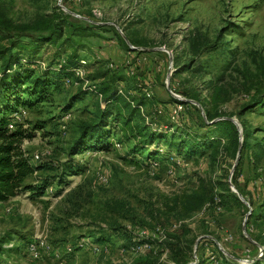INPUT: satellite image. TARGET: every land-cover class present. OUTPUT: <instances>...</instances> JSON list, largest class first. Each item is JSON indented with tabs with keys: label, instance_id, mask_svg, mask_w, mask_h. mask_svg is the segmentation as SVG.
Here are the masks:
<instances>
[{
	"label": "rangeland",
	"instance_id": "obj_1",
	"mask_svg": "<svg viewBox=\"0 0 264 264\" xmlns=\"http://www.w3.org/2000/svg\"><path fill=\"white\" fill-rule=\"evenodd\" d=\"M13 45L54 84L12 113L41 169L0 203V264H264V0H0ZM113 91L165 136L75 148Z\"/></svg>",
	"mask_w": 264,
	"mask_h": 264
},
{
	"label": "trees",
	"instance_id": "obj_2",
	"mask_svg": "<svg viewBox=\"0 0 264 264\" xmlns=\"http://www.w3.org/2000/svg\"><path fill=\"white\" fill-rule=\"evenodd\" d=\"M7 50V57L6 53H3L2 50L0 51V53H3L0 56V203L9 201L22 190L28 188L26 186L27 179L41 169L40 166L32 163L31 158L24 149L25 141L32 138L33 135H30L29 130L24 128L23 125H17L16 128L10 129L12 113L18 105H23L27 101L25 97L22 99L21 95H27L28 99L32 102H34L33 100L42 101L48 97L46 96L48 90L54 84L51 80L47 79L49 76L46 75L45 69L41 73L42 76L36 77L32 62L23 63V61H15L12 55V52L15 50L14 45ZM57 66V70L60 74H63L69 65L59 63ZM24 79L34 80L33 88L31 87L32 89H28L25 93L21 90ZM105 95L106 106H98L97 111L93 113L97 118H94L90 124H85L82 127L81 135L75 142V148H79L80 146L92 149L104 148L108 146L107 144L110 142L109 136L113 132L120 133L125 138L133 136L132 138L140 142L141 146L151 144L159 136H165L163 132L161 133L153 129L150 139H143V136H141L143 130L131 124L136 112V108L134 107L129 109L131 102L124 99L122 94L114 91ZM6 101L8 105L3 106ZM263 103L264 97H258L253 100L252 106L256 107ZM110 118H113V124H110ZM213 124L218 131H221L223 135L230 138L229 140L234 143L236 149L242 146L240 143V130L231 119H219ZM245 132L246 130L244 129ZM194 142L196 141H189L187 144H193ZM184 146V144L179 145V150H182ZM158 150L160 151L161 149L158 147L157 149L154 148V151ZM62 180H64L63 177ZM38 189L42 190L43 188L39 187ZM217 199H219L220 204H223V199L220 196H214L206 204L215 205ZM260 221H264V214L261 216ZM132 238L133 236L129 235L130 242H132ZM262 239L259 238L256 241L262 242ZM260 245L263 246L264 243H260ZM189 263L187 260H182L181 258L176 259V264ZM250 264H262V260L256 259Z\"/></svg>",
	"mask_w": 264,
	"mask_h": 264
},
{
	"label": "built area",
	"instance_id": "obj_3",
	"mask_svg": "<svg viewBox=\"0 0 264 264\" xmlns=\"http://www.w3.org/2000/svg\"><path fill=\"white\" fill-rule=\"evenodd\" d=\"M151 94L149 93L148 94V96H150ZM15 128V125L14 124H11L10 125V129H14ZM218 204H219V199H217V202H216V204L215 205H217L218 206ZM219 209H220V207H218ZM33 247V246H32Z\"/></svg>",
	"mask_w": 264,
	"mask_h": 264
}]
</instances>
